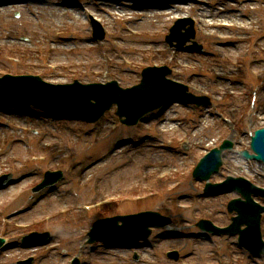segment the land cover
Returning a JSON list of instances; mask_svg holds the SVG:
<instances>
[{"label": "rangeland", "instance_id": "374dc122", "mask_svg": "<svg viewBox=\"0 0 264 264\" xmlns=\"http://www.w3.org/2000/svg\"><path fill=\"white\" fill-rule=\"evenodd\" d=\"M76 3L31 0L25 7L11 8L0 14V52L9 53L20 63L10 65L0 58V76L4 73L41 75L53 85L71 84L74 80L104 84L110 79H117L122 87H131L139 84L140 71L145 66L166 65L171 68L173 79L179 82L185 83L187 76H193V84L188 85L193 93L214 94L217 99L212 105H217L218 111L209 107L197 109L175 104L165 113L166 123L159 129L151 123L136 129L119 126L114 130L113 124L117 123V119L106 115L103 119L105 125L96 133L89 134L92 129L80 123L54 121L41 115L11 114L7 113L8 109L0 107V172L13 173L22 179L18 185L0 192V226L9 214L39 201L30 213L16 218L21 223L18 228L27 229L30 224L31 232H41L49 231L48 227H51L56 229L54 234L57 235L55 242L48 246L52 249L51 254L45 250L32 253L19 248L8 249L0 255V264H15L31 255H37L39 259L45 257L41 264H66L81 243L59 246L58 241H83L98 218L152 211L156 207L171 208L167 216L171 217V229L174 231H193L192 226L183 230L180 225H194L199 217L205 216L217 225H228L226 206L236 196L228 194L216 199H203L200 197L203 184L191 177L198 158L203 155L201 145H216L224 139L234 143L231 152H224V166L220 168L219 175L212 176L211 183L220 182L226 175L235 176L236 172L264 187V167L257 163H245L238 155L244 149L249 150L254 130L263 125L260 122L262 118L255 115L259 110L252 106L249 85L253 82L247 74V65L253 62L256 71L264 77V55L258 57L247 52L249 21L259 23V12L243 8L239 16L233 17L239 24L238 29H219L213 31V36L200 34L201 30L209 29V26H200L202 29L195 37V43L221 51L225 58L220 61L197 54L173 53L166 44L165 36L169 28L185 14L188 5L170 6L164 10H136L122 1L76 0ZM110 8L118 9L120 19L125 21L114 18ZM90 18L98 20L104 28L106 37L102 42H93ZM227 43H232L233 47L225 49ZM261 44L264 45V40ZM40 51L44 54H39ZM46 56L51 59L48 69L57 66L55 73L45 72L42 68L47 65L44 62ZM172 56L175 60L171 62ZM205 68L225 76L218 82L200 77ZM179 74L182 76H177ZM230 74H239L234 77L240 79H225ZM260 109L264 111L262 107ZM216 113L233 122L236 134L230 129L232 124L214 116ZM156 120H160L157 115ZM205 127L207 130L203 131ZM143 135H148L149 141L134 149L131 144L141 141ZM122 140H129L130 144H121ZM166 141L172 142V146L165 147ZM60 149L72 159L61 162L60 157L56 158L54 153ZM29 155H43L47 160L21 169L22 161ZM100 156L103 161L84 175L86 185L97 179L100 189L95 192L88 186V190H77L73 177L65 174L66 167L73 165L76 172ZM57 169L64 172L62 186L58 184L55 191L48 187L39 193L33 192L47 170ZM105 196H114L111 201L116 203L88 213L76 210L80 205ZM129 196L141 200L127 202ZM42 197L45 199L40 200ZM63 208L74 210L62 213L60 209ZM44 216L50 222L39 227L37 222ZM262 223L264 237V214ZM20 230L27 233L28 229ZM8 237L16 236L9 234ZM173 249L179 252L181 262L166 259L165 252ZM189 250L194 252L193 256L188 255ZM140 251V264H217L218 260L221 264H264V261L248 258L235 248L233 241L226 238L211 241L204 238L166 239L152 250L144 248ZM134 253L99 249L94 264H135ZM66 254L67 259L64 258Z\"/></svg>", "mask_w": 264, "mask_h": 264}, {"label": "water", "instance_id": "95a60500", "mask_svg": "<svg viewBox=\"0 0 264 264\" xmlns=\"http://www.w3.org/2000/svg\"><path fill=\"white\" fill-rule=\"evenodd\" d=\"M256 142H257V140H256V139H254V140H253V143H254V144H256Z\"/></svg>", "mask_w": 264, "mask_h": 264}]
</instances>
